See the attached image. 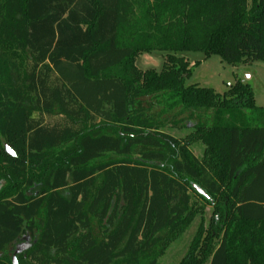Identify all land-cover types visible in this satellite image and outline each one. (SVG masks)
Segmentation results:
<instances>
[{"label": "trees", "instance_id": "trees-1", "mask_svg": "<svg viewBox=\"0 0 264 264\" xmlns=\"http://www.w3.org/2000/svg\"><path fill=\"white\" fill-rule=\"evenodd\" d=\"M197 51L264 61V0H0V264L25 235L18 264H159L196 196L216 217L179 264H264V105L186 84ZM177 108L212 115L183 140Z\"/></svg>", "mask_w": 264, "mask_h": 264}, {"label": "rangeland", "instance_id": "rangeland-1", "mask_svg": "<svg viewBox=\"0 0 264 264\" xmlns=\"http://www.w3.org/2000/svg\"><path fill=\"white\" fill-rule=\"evenodd\" d=\"M186 57L193 66L192 74L186 79V84H199L200 86L211 87L218 93H224L237 78L250 84L254 91L255 103L258 106L264 105V61L254 60L250 63L232 65L224 62L219 55L207 57L202 51L190 52ZM166 53L163 51L144 52L137 56L136 63L140 69H155L160 71L165 64ZM180 108L165 113L166 123L163 131L180 139H186L194 130L195 124L212 115V110L205 112L203 109H186L180 114H176ZM156 110H159L157 108ZM194 110V111H193ZM35 117L39 115L34 114ZM60 117H45V122L52 123ZM175 121V122H174ZM193 153L200 159H204L205 145L196 140L190 144ZM140 150V149H139ZM138 150V151H139ZM192 187L206 198H210L208 193L199 185L193 183ZM201 188L206 194L199 191ZM198 212L192 221L169 244L157 249V260L159 264H179L187 253L190 244L198 233V229L203 224L206 228L215 219L214 206L208 204L202 198L196 196ZM93 230L99 234L98 224L93 221ZM32 242L31 237L25 235L16 243L13 248L12 260L16 254L23 251Z\"/></svg>", "mask_w": 264, "mask_h": 264}, {"label": "water", "instance_id": "water-1", "mask_svg": "<svg viewBox=\"0 0 264 264\" xmlns=\"http://www.w3.org/2000/svg\"><path fill=\"white\" fill-rule=\"evenodd\" d=\"M6 151H7L8 153H10L11 155H13V156L16 155L15 152H14L13 150H11L9 146H6ZM199 191H200L201 193H203V194H206V192L203 191L201 188H199ZM13 262H14V264H18L16 257L13 258Z\"/></svg>", "mask_w": 264, "mask_h": 264}]
</instances>
